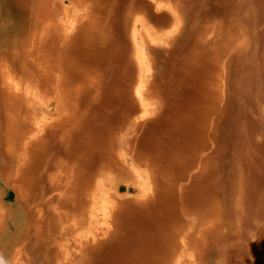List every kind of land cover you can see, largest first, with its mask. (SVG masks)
I'll return each mask as SVG.
<instances>
[{
  "label": "bare ground",
  "instance_id": "obj_1",
  "mask_svg": "<svg viewBox=\"0 0 264 264\" xmlns=\"http://www.w3.org/2000/svg\"><path fill=\"white\" fill-rule=\"evenodd\" d=\"M113 1L0 0V189L16 193L14 211L0 194V264H217L229 254L264 264L263 232L257 250L227 237L246 217V189L259 187L243 166L254 148L233 173L228 226L219 166L208 165L217 155L206 153L220 147L228 111L220 83L244 57L242 14L264 0H221L231 28L181 39L169 26L174 0H130L124 20ZM189 38L176 56L189 88L179 101L149 56ZM116 183L135 194L119 196Z\"/></svg>",
  "mask_w": 264,
  "mask_h": 264
},
{
  "label": "rangeland",
  "instance_id": "obj_2",
  "mask_svg": "<svg viewBox=\"0 0 264 264\" xmlns=\"http://www.w3.org/2000/svg\"><path fill=\"white\" fill-rule=\"evenodd\" d=\"M129 1L114 0L113 3H110V6L115 4L114 9L117 19L124 20V14L130 9ZM224 1L229 2L227 0ZM234 1L239 9H242L243 4H247L249 0ZM148 2L152 3L151 0H148ZM181 2L180 5L178 0H174L169 4L172 8L174 7L175 19L178 23L175 21L174 24L170 23L171 25L169 26L170 29L178 28V39H181L187 33H193L192 35L195 36L199 35V33L205 35L207 27L211 28L209 34H212V28L216 24H223L227 29L234 25V16L226 13L229 6H227V3L222 4L221 0H181ZM215 10L219 13L218 17L215 14ZM201 12L214 15L209 17L201 16L199 15ZM242 19L245 24V36L243 37V34H240V36L241 43H246V48L243 52L244 57L239 61L235 59L236 55L232 57L233 61L228 66L226 78L220 83L223 85L226 94L224 108L225 111L226 109L228 110L224 117L220 119L221 126L219 125L218 134L221 145L218 148L216 146V148L208 149L206 153H208L210 158L212 155H217V160H208V165L211 167L219 166V186H217V190L219 200L225 209V215L223 216L224 225L228 226L234 189L232 183L233 173L238 167V161L242 154L247 152L251 146L254 148L255 152L252 155V158H254H251L253 167L246 162H243V166L247 173L250 172L252 174L255 181H259V187H256V184L253 183L246 189L245 200L242 205L246 217L242 222L232 224L234 233L227 237L233 239L239 246L241 243L250 245L251 241H253L257 250V243L260 241L259 232L264 233V196L262 198L259 197L261 192L264 193V9L262 6L254 5V11L251 16L248 17L243 13ZM149 26L156 28L154 23ZM215 33L218 35V29H216ZM189 40L185 42L186 45L178 42L181 45L173 51L158 43L152 47V52L149 56V60L153 64V73L162 77V85L171 84L179 88L177 93V100L179 101H183L187 95L189 96V88L186 87L187 80H184L185 77L179 76L181 64L178 60L179 57L176 56L186 53V50L191 48L192 40L190 38ZM175 58L177 59L175 60ZM224 60L227 61V59ZM170 63H173L171 68L168 67ZM246 69L247 73H249L247 77L242 74ZM240 79H249V81H246L247 85L239 86V97L235 89L236 81ZM195 80L194 78L192 82L194 83ZM103 93L104 98H106V89H104ZM215 150H217V153L214 152ZM119 185L121 186L120 190H118ZM112 187L114 192L117 191V194L124 198L135 194V190L129 189L125 183L112 184ZM0 194L2 196L5 195L1 202L8 208L14 205L16 200L14 191L2 188L0 189ZM12 209L13 211L16 210V206H13ZM226 252L227 248L225 247L222 250V255H226ZM252 255L248 256L250 262L248 264H254L252 262H254L256 256L253 255V258ZM227 258L229 261H222L221 259L217 260V264H246L243 259L231 260L230 254ZM212 263H215V261H212Z\"/></svg>",
  "mask_w": 264,
  "mask_h": 264
}]
</instances>
